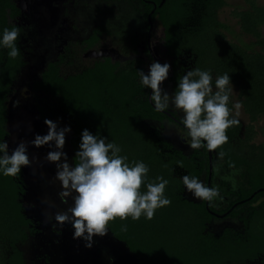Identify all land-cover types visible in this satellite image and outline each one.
Returning <instances> with one entry per match:
<instances>
[{
	"label": "trees",
	"instance_id": "1",
	"mask_svg": "<svg viewBox=\"0 0 264 264\" xmlns=\"http://www.w3.org/2000/svg\"><path fill=\"white\" fill-rule=\"evenodd\" d=\"M245 2L247 8L233 13L239 33L219 20V13L228 6L226 0H164L162 6V0H155L156 9L154 5L148 7L150 13L155 9L152 19L160 29L158 59L171 65L168 88L174 93L178 90V81L184 76L179 61L187 55L193 62L190 70L211 73L214 89L215 79L227 73L239 92L251 124L244 139L239 137L240 123L230 127L229 142L212 153L218 162L242 174L240 200L263 189L240 207L243 210L232 212H246L244 233L226 230L215 236L208 231L213 216L206 205L182 196L183 184L175 171L182 169L199 178L208 168V149L203 147L206 160H201V151L187 157L164 143L159 132L150 127L147 122L162 123L170 119L166 114L170 113L186 129L183 111L182 118L171 108L156 111L151 89L141 83L138 74V70L145 74L149 70L141 68L139 62L120 63L108 53L78 70V48L64 45L34 82L33 94L52 99L66 118L74 164L82 132L87 129L118 145L120 155L127 156L130 165L134 161L148 165L149 181H156L158 176L168 180L165 196L171 204L157 209L153 219L142 215L139 220L129 217L109 222L108 231L137 256L140 264H246L264 254V145L252 144L256 137L253 124L264 118V6L256 0ZM21 14L19 0H0V39L5 28L20 29L18 57L11 58L10 50L0 45V143L7 135L6 102L26 66L20 44L24 32ZM241 37L253 40L245 42ZM228 107L233 118L231 97ZM221 151L225 153L223 159L218 155ZM22 170L16 177L0 172V264H26L19 247L35 231L23 213ZM125 226L127 231H122Z\"/></svg>",
	"mask_w": 264,
	"mask_h": 264
},
{
	"label": "rangeland",
	"instance_id": "2",
	"mask_svg": "<svg viewBox=\"0 0 264 264\" xmlns=\"http://www.w3.org/2000/svg\"><path fill=\"white\" fill-rule=\"evenodd\" d=\"M26 12L22 15L23 24V39L21 40V52L26 66L21 69L20 75L14 82L13 93L9 96L6 106L13 109L18 103L24 100L26 92L32 86L33 81H36L40 75V68L50 62L55 61L60 49L70 41H78L86 36L87 26L80 25V15L84 12L82 7H78L72 0H25ZM259 5L264 6V0H256ZM228 6L219 13V20L231 26L236 33L240 32L238 20L233 13L236 10H244L247 8L245 0H226ZM139 8H143L138 5ZM136 7V6H135ZM130 3H121L118 5V16L109 19L110 21H102L101 23L110 26L112 29H121L122 23L125 27L133 23L135 28L139 27V23L143 20V11L137 12L136 8ZM138 10V8H137ZM142 29V27H140ZM88 32V31H87ZM85 33V34H84ZM230 40H233L228 35ZM245 42L252 41L251 37H241ZM106 49H98L89 51L86 54L88 59H95L103 54H108ZM85 65V63H84ZM83 65V66H84ZM88 65V63L86 64ZM85 65V66H86ZM179 66L182 73L185 75L192 66V60L187 56H183L179 61ZM31 85V86H30ZM234 92L231 95L233 103V116L241 123V135L244 133L243 127L249 124V118L245 114L239 92L233 88ZM170 95L174 94L172 88L166 90ZM40 97V98H39ZM33 94V101L36 106V113L43 122L44 132L42 136L47 135L49 129L45 124V120L56 122L59 128L68 127L66 118L57 110L55 102L41 95ZM239 102L241 108L238 110L239 115H236L237 109L234 105ZM169 108H175L170 106ZM182 115V110L177 109ZM25 122V119L23 118ZM17 122V123H16ZM11 123L10 131L7 130V135L4 139L9 145V154L21 142L20 125L21 120ZM151 128L157 130L164 143L171 145L176 151L181 152L187 157H193L194 150L190 147V137L184 132H181L174 123L164 121L147 122ZM257 129L261 130L263 135L259 134L256 142H264V119L257 124ZM30 134V133H29ZM28 136V135H27ZM71 131L65 134V145L63 152L67 154L68 163L74 166L73 149L70 144ZM30 145L28 144V152L31 163L30 167H23L22 170V186L23 196L21 199L23 205V213L31 220L32 227L35 231L29 237L27 242L19 248L23 253L26 264H138L137 259L132 254H128L126 250L120 246L119 240L107 232V235L94 236L92 247L85 246L86 241L74 239V228L71 223H65L62 226L55 219V213L61 210H66L72 205L71 198L67 203L61 202L58 193L62 190L60 182L55 180L56 163L49 162L46 159L48 152L57 150L55 143L51 142V146L45 145V149H39V160H33L30 155ZM202 159L206 160L205 152ZM38 158V157H37ZM201 159V160H202ZM230 170V169H228ZM223 163H219L213 171V177L219 178V181L212 184V187H219L220 197L210 203L211 206L220 209L226 208L225 197L233 200L239 192V184L241 185V175L239 171H228ZM181 171V172H180ZM176 170L175 175L178 176L183 184L182 177L188 175L183 173V170ZM205 185L207 184L206 173H203L199 178ZM235 182V187L233 184ZM231 192L232 195H227ZM182 196L188 201L202 202V199L195 198L186 190L183 184ZM49 214L52 216L48 218ZM231 227L235 230H242L244 227L240 220H228L225 223L213 222L210 229L216 236H220L224 229ZM264 264V258L260 261Z\"/></svg>",
	"mask_w": 264,
	"mask_h": 264
},
{
	"label": "clouds",
	"instance_id": "3",
	"mask_svg": "<svg viewBox=\"0 0 264 264\" xmlns=\"http://www.w3.org/2000/svg\"><path fill=\"white\" fill-rule=\"evenodd\" d=\"M20 29L13 27L3 30L0 45L9 49L8 55L15 59L20 55L17 40ZM171 65L153 62L148 74L138 70L141 83L152 90L150 96L156 111L167 110L170 106L182 110L183 124L190 137V147L200 149L206 147L215 151L229 142L227 130L239 125V120L230 118L228 107L233 85L229 74L218 76L213 88V77L209 71L200 69L189 70L178 81V90L170 95L162 84L167 80ZM234 107L239 115L241 104ZM48 126L47 135H36L31 141L35 147L51 146L55 143L57 150L48 152L46 159L56 163L55 180L60 182L62 190L58 193L61 202L67 203L71 198L72 205L66 210L55 213L54 219L61 226L71 223L74 228V239H83L85 246L92 247L94 236H105L109 222L126 220L131 217L139 220L145 216L148 220L154 218L159 208L169 206L171 200L165 196L168 180L162 176L156 181H149V167L144 162H132L127 156H121V148L114 142H106V138L93 135L87 129L83 130L79 151L75 154V164L68 163L67 154L63 152L65 134L70 127L59 128L56 122L45 120ZM206 142V144H205ZM27 142L21 141L9 154L7 141L0 143V172L4 176L16 177L22 167H30L31 161L27 155ZM223 159L225 153L219 152ZM186 190L195 198L212 202L220 197L219 187H208L196 177H182ZM234 187L235 182L233 181ZM146 186V191L142 187ZM49 219L52 216L49 214ZM122 231H127L126 226Z\"/></svg>",
	"mask_w": 264,
	"mask_h": 264
},
{
	"label": "flooded vegetation",
	"instance_id": "4",
	"mask_svg": "<svg viewBox=\"0 0 264 264\" xmlns=\"http://www.w3.org/2000/svg\"><path fill=\"white\" fill-rule=\"evenodd\" d=\"M72 1L74 2V4H76V2L78 1V7L83 8L82 10H84V12L81 13L80 15L79 23L80 25L87 26L86 30L88 31V32L86 31V36L84 38H81L78 41H70L66 44L67 46L65 45L66 47H70L71 49H73L74 47L78 48V70L84 67L83 66L84 63L86 65L87 63L89 64L95 61L94 59H91V58L88 59L86 57V54L89 51L98 50V49L108 50L109 54L113 56V58L117 62H120V63H125L128 61L139 62V64H141L140 67L147 71L150 70V65L153 62H159L162 65L164 64L162 61H159L158 59V56H159L158 46L160 44V39L158 35L160 32V29H159L157 21L154 22L152 19L154 11L156 9L155 0H72ZM121 3L123 4L130 3L131 6L133 7L136 6L135 8L137 12L143 11L144 21L143 22L141 21L139 23L138 28H135L133 23L130 24L129 22L127 27H125L124 24L122 23V28L115 30V29H112L110 26L101 23L102 21L108 22L110 21L109 19L117 17L119 14L118 5ZM163 3H164V0H162V3L160 4V6H162ZM138 5H141L143 8H139ZM151 5H154L155 9L151 11L150 13L148 10L149 9L148 7ZM140 27H142V29H140ZM170 77H171V72L169 71L167 80H165L162 84V87L164 88L165 91L169 89L168 84L170 83L169 82ZM151 94H152V90H151ZM173 109L177 110L176 108H173ZM166 114L170 116L169 117L170 119L166 121L174 123L177 129H179L181 132H184L187 135V132H186L187 129H183L184 127L182 125H179V120L172 117L170 113H166ZM177 114L179 118H182L179 112ZM263 119L264 118L260 119L258 122L253 124V126L255 127V131H256V137H254L252 144H255L257 146L264 145V142H259V143L256 142L259 134L263 135L262 131L257 129V124ZM250 124L251 122L249 120V124L243 127L244 133H245L246 127H248ZM244 133L243 135H241V132H239V137L244 139L243 137ZM197 151L204 152V148L195 149L193 153L195 154ZM208 155H209L208 156L209 157L208 168L207 170L205 169L203 173H206V180H207L206 186L212 187V184H214L215 182L217 183L219 181L218 177L216 176L213 177V171L217 167V165H219V163H222V162L220 161L218 162V158L217 159L215 157L213 158L212 151L208 150ZM226 169L228 170L227 167ZM241 178H240V181H241ZM240 188L241 186L239 184V188H238L239 192L236 194L233 200H230L229 197H225V201L227 203L225 205L226 208L224 209L213 207L210 205V202L205 201V200L199 203L192 201L197 204H205L207 210L213 216L207 225L208 231L211 232L212 234L214 233L210 229V226L213 222L225 223L228 220L230 221L240 220L244 228L242 230H235L231 227H227L224 229L222 234H224L226 230H233L237 233H244L245 231L244 217H245L246 212L242 211L240 212L239 215H232V212L234 210L235 211L243 210V209H240V207L246 202H249L252 199H254L259 192L263 191V189H260L259 191L255 192V194L251 196L249 199L240 200L239 199L241 196ZM227 195L229 196L232 194L231 192H227ZM263 258H264V254L261 256H258L254 260L247 261L246 264H260V261L263 260Z\"/></svg>",
	"mask_w": 264,
	"mask_h": 264
},
{
	"label": "water",
	"instance_id": "5",
	"mask_svg": "<svg viewBox=\"0 0 264 264\" xmlns=\"http://www.w3.org/2000/svg\"><path fill=\"white\" fill-rule=\"evenodd\" d=\"M19 7L22 10V14H21V19H22V15L24 14V12H26L25 11L26 10V1L25 0H19ZM62 48L60 50H62ZM47 65H44L43 67L40 68V75L44 72ZM23 73H24V71L20 74V77L22 76ZM34 82L35 81H33V83L31 84L32 86L30 85L31 86L30 89L26 92V95L24 96L25 97L24 100L20 101L18 103V105L15 106L13 109L8 108V124H7L8 132L10 131L11 123L16 122L17 120L20 119L22 122V125H20V128H21L20 131H22V133H21L22 135H21L20 140L27 142V145L31 144V141H33L35 139L36 135L42 136L41 131L43 130V132H44V130H45L43 122L39 118V115L36 113V106H35V103H34L33 98H32L33 97ZM23 118L25 119V122L23 121ZM45 148H46L45 145L39 147L40 150L41 149L44 150ZM39 149L37 147H35L34 145H30L29 151H31L30 155L32 156L33 160H39V158H40L39 154H38V153H40ZM210 173H211V171H210ZM108 233L111 234L110 231H108ZM118 242H119L120 246H122L128 254H132L133 256H135V258L138 261V264H140V261L137 258V256L134 255L124 243H122L120 241H118Z\"/></svg>",
	"mask_w": 264,
	"mask_h": 264
}]
</instances>
